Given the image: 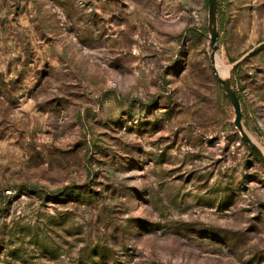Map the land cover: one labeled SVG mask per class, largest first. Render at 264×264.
<instances>
[{"label": "rangeland", "instance_id": "rangeland-1", "mask_svg": "<svg viewBox=\"0 0 264 264\" xmlns=\"http://www.w3.org/2000/svg\"><path fill=\"white\" fill-rule=\"evenodd\" d=\"M206 2L0 0V264H264ZM217 30L264 150V0H217Z\"/></svg>", "mask_w": 264, "mask_h": 264}, {"label": "water", "instance_id": "water-1", "mask_svg": "<svg viewBox=\"0 0 264 264\" xmlns=\"http://www.w3.org/2000/svg\"><path fill=\"white\" fill-rule=\"evenodd\" d=\"M207 32L209 37L208 42V52H209V62L210 66L214 71L215 66V53L217 51V38H218V30H217V0H207ZM216 75V74H215ZM217 81L220 84L226 98L228 99L232 111H233V120L232 125L233 128L237 131L240 136L242 142L248 147L251 153L258 159V161L264 166V153L261 148L257 147V145L250 138L248 133L244 130L242 125V114L240 102L238 100L235 89L232 86L230 79L227 77L225 79H220L217 77Z\"/></svg>", "mask_w": 264, "mask_h": 264}, {"label": "bare ground", "instance_id": "bare-ground-1", "mask_svg": "<svg viewBox=\"0 0 264 264\" xmlns=\"http://www.w3.org/2000/svg\"><path fill=\"white\" fill-rule=\"evenodd\" d=\"M214 71L215 74L218 78L220 79H225L227 78L226 76V72L224 70V68L222 67V65L219 63V61L216 59L215 57V66H214ZM250 138L253 140V142L257 145V147L261 148V146H259V144L250 136ZM262 150V149H261ZM262 152L264 153V150H262Z\"/></svg>", "mask_w": 264, "mask_h": 264}, {"label": "trees", "instance_id": "trees-1", "mask_svg": "<svg viewBox=\"0 0 264 264\" xmlns=\"http://www.w3.org/2000/svg\"><path fill=\"white\" fill-rule=\"evenodd\" d=\"M230 81H231V83H232L233 88L235 89V85H234L233 80L231 79ZM237 97H238V95H237ZM238 100L240 101L239 97H238Z\"/></svg>", "mask_w": 264, "mask_h": 264}]
</instances>
